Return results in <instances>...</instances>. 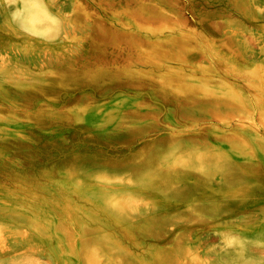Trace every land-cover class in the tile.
Wrapping results in <instances>:
<instances>
[{
  "label": "rangeland",
  "instance_id": "obj_1",
  "mask_svg": "<svg viewBox=\"0 0 264 264\" xmlns=\"http://www.w3.org/2000/svg\"><path fill=\"white\" fill-rule=\"evenodd\" d=\"M0 264H264V0H0Z\"/></svg>",
  "mask_w": 264,
  "mask_h": 264
},
{
  "label": "bare ground",
  "instance_id": "obj_2",
  "mask_svg": "<svg viewBox=\"0 0 264 264\" xmlns=\"http://www.w3.org/2000/svg\"><path fill=\"white\" fill-rule=\"evenodd\" d=\"M71 18H73V17H71Z\"/></svg>",
  "mask_w": 264,
  "mask_h": 264
}]
</instances>
